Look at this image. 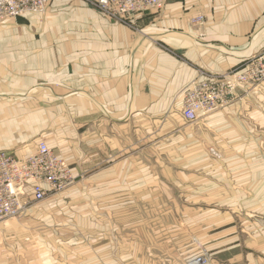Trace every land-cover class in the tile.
<instances>
[{"label": "crops", "instance_id": "0c3cea01", "mask_svg": "<svg viewBox=\"0 0 264 264\" xmlns=\"http://www.w3.org/2000/svg\"><path fill=\"white\" fill-rule=\"evenodd\" d=\"M32 15L37 14L20 16L21 22L39 34L9 35L0 24V150L24 156L45 140L58 147L74 172L118 171L126 160L125 172L133 177L129 161L136 144L145 152V140L149 152L152 122L174 125L175 140L186 135L183 116L173 113L182 114L184 92L193 81L222 79L264 50V0H164L161 9L129 19L107 15L91 0H54L46 15ZM26 16L32 17L26 21ZM206 124L208 142L226 157H239L238 164L213 165L217 173L241 171L254 182L253 196L247 198L246 186L239 185V198L229 201L254 204L260 217L254 228L244 218L242 230L251 228L256 240L245 245L237 262L264 264V83L250 96L240 93L236 103L207 117ZM181 149L171 150L179 154ZM105 161L111 164L104 167ZM198 181L175 178L174 188H184L183 195L170 199L166 191V196L176 205H198L200 198L193 194ZM156 182L74 179L46 198L52 209L46 214L48 235L57 241L54 251L63 253L49 261L195 264L200 235L213 255L223 252L224 245L215 247L209 239L215 231L207 221L205 232L194 224L197 206L184 208L190 227L151 231L136 226L141 223L136 205L143 212L151 202H168L164 194L153 196L156 188L164 192L168 187ZM109 204L110 211H104ZM176 211L183 213L179 206ZM153 234L158 235L154 243L138 238ZM218 257L210 264H232L231 258Z\"/></svg>", "mask_w": 264, "mask_h": 264}, {"label": "rangeland", "instance_id": "374dc122", "mask_svg": "<svg viewBox=\"0 0 264 264\" xmlns=\"http://www.w3.org/2000/svg\"><path fill=\"white\" fill-rule=\"evenodd\" d=\"M47 12L48 10L43 14L37 15L44 16ZM32 16H29V18ZM27 17L28 16H26V19L24 18L26 21L29 19H27ZM21 21L22 18L17 17L1 21L0 24H4L5 27L2 29H7V34L9 35L39 34L34 31L35 28H30L29 25H26L27 23ZM262 83H264V80L235 88L225 101L219 102L212 109L200 113L199 118L195 122L187 121L182 117L184 121L183 125L188 127V131L184 130L181 132L186 134L182 137V141L179 139L175 140L174 131L172 130L174 125H163L152 122V135L148 145L150 149L149 152L145 140V152L141 154V150H138V145L136 144V153L133 157V161H129L131 165L132 162H134L133 177L132 174H129L128 177L125 172L127 161L123 160L119 163L120 168L118 171L111 172L108 167L106 168L108 170L103 174L102 172L96 173L94 171L74 172L70 167L72 170L70 181L74 179L124 180L127 178H133L136 182L143 180L151 182L164 181L168 185L165 191H158L156 188V193L152 195L156 198H158L159 194H164L166 196L167 191L168 194L170 193V195H173L172 198H169L173 199L176 195H183L184 191V188L181 186L174 188L175 178L179 179V182H181L185 179H191L192 176L198 177L199 188L193 189V194L199 196L200 203L198 205H191L198 207L199 218L197 223H195V221L193 222L195 225H198L200 232H205L206 226L204 224L207 221L208 225H211L215 231V234L209 237V239L213 238L212 243H214L215 247L220 245L225 246L223 252L213 255L212 252L206 249L205 241L207 238L205 236L201 237L200 235L198 241V256H206L207 260L204 264H210L212 260H217V256L220 257L221 255H224L226 258H231L232 264H238L239 254L242 252L244 253L245 245L253 246L255 244L256 236L253 232H250V229L254 228L256 221L260 220V217L254 213V204L232 203L229 201L230 199L237 200L239 198V185L242 187L246 186L247 198L253 196L255 192L254 182L244 178V175L249 173L241 171L226 172V174L217 173L213 165H224V163L229 162L238 164L239 157H226L222 149L208 142L206 120L207 117L214 113L236 103L237 100H239L240 93L243 92L246 93L247 96H250L253 89ZM173 114L178 117L183 116L180 112ZM3 127L6 126L3 125ZM3 132L6 133L7 131ZM175 132L180 133V131ZM176 145L177 147L183 148L179 150V154H174V150H171L174 149ZM140 147H142V145ZM52 148L59 152V150H57L58 147L53 146ZM6 149L7 151H11L10 148ZM165 151L171 152V154H165ZM59 154L61 155V153ZM110 164V161H105L104 167ZM123 165L124 168H121ZM235 186L236 188H234ZM153 187L155 186H152V190L154 189ZM91 190L94 194V188ZM107 191L110 196L111 189L108 188ZM56 194L48 195V197ZM169 198L168 202L165 204L151 202L148 204L149 208H146L147 210L143 212L142 205H136V222L139 220L141 221V223L137 222L136 226L148 227L151 231H158L159 228L163 227H190L191 223L187 222L183 217H185L184 208L191 205L185 204L183 201L181 204L176 205L174 200L170 202ZM45 200L41 202H32L23 214L7 218L0 222V264H31L32 262L33 264H52V262L49 261L50 259H58L63 256L62 252L54 251L57 249V245H54L57 241L55 242V238L52 234L48 235L46 214L48 211H52V209L50 210L47 208L46 203H44ZM209 201L215 202L212 203ZM178 206L183 209L181 215L176 213V208H178ZM137 207L139 208L137 209ZM104 208V211H110L111 204L104 205ZM161 211H167L169 214L165 216L159 215ZM31 212H35L36 214L31 215ZM179 217H181L182 220ZM186 217L190 218V214H186ZM244 218H246V226L251 227L247 228V233L242 230L245 229ZM138 238L141 240L145 239L147 242L152 243L158 241L157 234L140 236Z\"/></svg>", "mask_w": 264, "mask_h": 264}, {"label": "built area", "instance_id": "2783aa9c", "mask_svg": "<svg viewBox=\"0 0 264 264\" xmlns=\"http://www.w3.org/2000/svg\"><path fill=\"white\" fill-rule=\"evenodd\" d=\"M53 0H0V22L27 14H43ZM107 15L120 19L134 18L159 10L164 0H91ZM264 80V50L253 56L242 70L222 79L193 81L185 90L183 117L195 122L200 113L223 102L239 87ZM71 168L45 140L35 151L24 156L14 151H0V222L23 214L33 202L62 192L71 179ZM206 256L195 257V264L206 263Z\"/></svg>", "mask_w": 264, "mask_h": 264}]
</instances>
